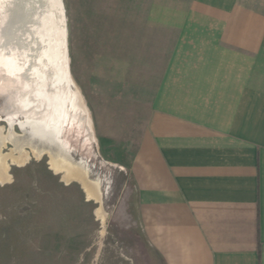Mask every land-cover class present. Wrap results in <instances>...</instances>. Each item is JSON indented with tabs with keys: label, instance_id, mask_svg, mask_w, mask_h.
Returning <instances> with one entry per match:
<instances>
[{
	"label": "rangeland",
	"instance_id": "374dc122",
	"mask_svg": "<svg viewBox=\"0 0 264 264\" xmlns=\"http://www.w3.org/2000/svg\"><path fill=\"white\" fill-rule=\"evenodd\" d=\"M188 2L62 0V57L63 42L26 38V48L19 45L32 19L47 35L45 0H0V155L18 152L19 144L28 151L40 145L24 131L30 130L28 118L56 114L55 138L72 160H84L104 191L99 202L88 197L80 181L51 169L48 153H32L23 163L7 159L10 176L0 182V264H166L141 224L130 164L180 30L166 21L180 19ZM16 70L32 76L31 87L9 76ZM40 89L58 111L18 112L19 102L29 109Z\"/></svg>",
	"mask_w": 264,
	"mask_h": 264
},
{
	"label": "crops",
	"instance_id": "0c3cea01",
	"mask_svg": "<svg viewBox=\"0 0 264 264\" xmlns=\"http://www.w3.org/2000/svg\"><path fill=\"white\" fill-rule=\"evenodd\" d=\"M132 157L166 264H264V0H189Z\"/></svg>",
	"mask_w": 264,
	"mask_h": 264
},
{
	"label": "bare ground",
	"instance_id": "6f19581e",
	"mask_svg": "<svg viewBox=\"0 0 264 264\" xmlns=\"http://www.w3.org/2000/svg\"><path fill=\"white\" fill-rule=\"evenodd\" d=\"M45 1H46V9H45V12L43 11V13H42V21L45 24L47 35L43 36V34L40 32L42 30L37 31L38 27H34L35 20L32 19V21L29 24H27V26H26V29H25L26 34L19 36V38H18L19 45H21L22 47L24 46V48H26V45H28L25 42L26 38H28L29 43L36 42V40H38L39 42H42V40H45V39L48 40L49 42H52L55 45H58V44L63 42L64 47L61 50V56L63 57L66 54V44L64 42L65 41V36H64L65 31H63V29L66 28V24H65L66 20H65V15L63 12V8H62V0H45ZM41 23L42 22H40V24ZM9 30H10V27H9ZM60 35H61V37L59 38ZM61 38H62V41H61ZM10 46H11L10 47L11 52H15L16 46H14L13 44H10ZM22 51H24V50H22ZM23 54H24V52H23ZM52 66L54 68V71L52 72L51 78H53V80H54L55 79L54 76L58 72H57L56 64H53ZM20 72H21V70H16L12 74H9V76L12 78L21 79L22 82L24 80L25 90H26L32 86V84L34 83L35 80L32 78V76L30 74H29L30 76H28L29 79H25L23 74H21ZM64 78H65V74H63V76H62V79H64ZM37 81L38 82L41 81V83L39 82V85H42L43 83L47 82V80H44V79H41V80L38 79ZM48 83H49V81H48ZM16 86H17V84H16ZM68 87H69L68 89H70V90L73 89L71 91H75L74 96H73L74 102H77V104L80 105V107L85 110L86 108H84L85 106H83L84 103L82 104L83 101L81 102V98H80L78 91L74 90V88H72L71 84H69ZM49 89H51V88H49ZM43 90H41L42 93H40V94L35 93L33 95V104L28 106L29 109L25 108L24 105L22 104V102H19V105H21V106H20V109H17V111L29 113V112H35L37 110H43V109L46 110V109H51V108H55V110L58 111L59 106L55 105L53 107V105L51 104V99H48L45 96V93L43 92ZM49 96H50V94H49ZM55 115L56 114H53V116L48 115L43 119L35 118V117L28 118L27 121H28V124L30 125V130L32 133L30 135L35 136V138L37 139V142L40 145H38V144L33 145L32 144V150L28 151L26 149L24 150V148L23 149L20 148L19 147L20 144H19L18 148L15 147V150L19 149L18 152H13L11 154L8 153L7 155H3V156L0 155V182L6 181L10 176L9 172H8V168H9L8 163L6 162L7 159H9L11 162L23 163L29 159V157L32 153L36 156H41L43 153H48L50 155L49 164L51 165L50 166L51 169H53L55 172H59V173H61V171H62L63 172L62 175H65L64 177H65L66 181H72V180L80 181L82 184V187L85 189L88 197L93 198V199L97 200L98 202L101 199L103 200V195H104L103 192L104 191L102 190L100 179L90 178L89 170L87 169L86 163L84 162V160H80V161L72 160L70 153L65 148L64 142H62L61 140L58 141L55 138V136L58 133V129H59V125L57 124L58 121H57V118ZM48 120H50L51 122ZM17 143H19V142L17 141ZM23 145H24V143H23ZM15 146H17V145H15ZM101 210L102 209L99 208L97 210V212L101 216V218L103 219L104 218V214H103L104 211H101Z\"/></svg>",
	"mask_w": 264,
	"mask_h": 264
},
{
	"label": "water",
	"instance_id": "95a60500",
	"mask_svg": "<svg viewBox=\"0 0 264 264\" xmlns=\"http://www.w3.org/2000/svg\"><path fill=\"white\" fill-rule=\"evenodd\" d=\"M26 126H28V125H26ZM26 126H25V127H26ZM25 127H21V128H25ZM24 131H25V129H24ZM25 133H26V134H32V133H31V130H27V129H26ZM28 136H29V138L34 139V141L37 140V139L35 138V136H32V135H28ZM36 143H38V142H36Z\"/></svg>",
	"mask_w": 264,
	"mask_h": 264
}]
</instances>
